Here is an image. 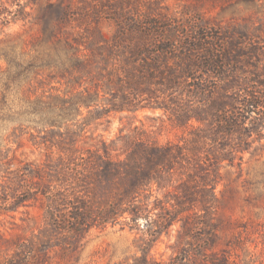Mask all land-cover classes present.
<instances>
[{
	"label": "trees",
	"instance_id": "trees-1",
	"mask_svg": "<svg viewBox=\"0 0 264 264\" xmlns=\"http://www.w3.org/2000/svg\"><path fill=\"white\" fill-rule=\"evenodd\" d=\"M262 1L187 0L161 12L116 6L86 16L63 0L47 3L33 49L5 54L6 87L17 88L22 114L38 126L9 129L13 117L0 114V215L34 207L41 220L29 238L7 240L14 250L2 264H45L53 250L71 257L92 230L117 225L140 235L139 254L116 264H163L151 251L174 226L167 264H238L242 232L217 248L216 189L223 168H241L264 140ZM36 2L0 0V32L26 23ZM140 113H159L152 118L174 139L161 141L144 124L110 140L99 133L116 115ZM29 143L39 158L20 151ZM244 228L248 237L261 231L264 244L263 224Z\"/></svg>",
	"mask_w": 264,
	"mask_h": 264
},
{
	"label": "rangeland",
	"instance_id": "rangeland-1",
	"mask_svg": "<svg viewBox=\"0 0 264 264\" xmlns=\"http://www.w3.org/2000/svg\"><path fill=\"white\" fill-rule=\"evenodd\" d=\"M61 0H37L33 6L32 15L26 23L12 25L5 32H0V102L4 96H9L8 107L0 103V114L12 116L8 128L15 126L23 127L27 131L38 126L34 117H28L21 107V95L17 88L6 87L5 62L6 52L12 46L26 53L33 49L31 40L39 34L40 27L37 18L48 2L56 3ZM65 4H72L75 13L86 16L96 11L109 7L115 12L116 6H141L142 8L156 6L161 12L165 7L175 9L185 4L187 0H63ZM206 14L214 15L220 11V6H206ZM181 9V8H180ZM107 12H110L108 10ZM257 16L264 21V0L259 4ZM113 27H105V32L110 34ZM21 97V98H20ZM145 116H151L146 118ZM159 113H140L138 118H126L124 115H116L111 118L99 133L107 140L116 137L121 131L126 132L134 125H146L153 129L161 141L174 139L175 131L170 129L163 131L162 122L157 118ZM21 152H25L32 159L39 158L38 152L33 147L26 145ZM216 193L219 197L218 217L221 221L217 248H228L227 244L234 232H242L240 246H236L234 257L238 264H264V244L261 231L247 236L244 226L251 224L264 225V140L253 146L250 152L245 154L241 168L226 165L223 168V178L218 184ZM259 200L261 203L255 202ZM41 220V211L38 208L29 207L28 210L21 208L14 215H0V264L9 258L14 250L13 244H6L7 240L15 237L29 238L32 229ZM37 223V224H36ZM249 228V227H248ZM178 226H174L168 235L153 247L152 257L163 264L170 263L174 256ZM137 232L121 226H108L104 230L94 229L90 232L84 249L81 253L64 258L58 250L49 253L45 264H116L133 259L139 254ZM6 240V241H5ZM199 249V247H197Z\"/></svg>",
	"mask_w": 264,
	"mask_h": 264
}]
</instances>
